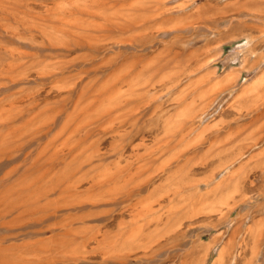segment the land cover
Masks as SVG:
<instances>
[{
  "label": "rangeland",
  "instance_id": "rangeland-1",
  "mask_svg": "<svg viewBox=\"0 0 264 264\" xmlns=\"http://www.w3.org/2000/svg\"><path fill=\"white\" fill-rule=\"evenodd\" d=\"M0 264H264V0H0Z\"/></svg>",
  "mask_w": 264,
  "mask_h": 264
}]
</instances>
